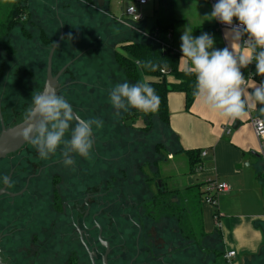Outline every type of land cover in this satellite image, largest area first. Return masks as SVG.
<instances>
[{
	"label": "rangeland",
	"instance_id": "rangeland-1",
	"mask_svg": "<svg viewBox=\"0 0 264 264\" xmlns=\"http://www.w3.org/2000/svg\"><path fill=\"white\" fill-rule=\"evenodd\" d=\"M202 1L177 0L174 13L176 15L177 10L184 11V14L194 11L189 6ZM147 2L146 6L139 7L144 18L143 23H133L125 21V17L121 21L119 18L135 2L105 0L103 9H99L97 5H86L82 0H28L24 20L7 33L11 52L0 47V94H4L3 107L9 117L6 122L9 126L10 115L22 111L32 102V95L40 91L49 52L60 40L53 56V75L71 63L66 75L58 81V85H64L63 96L80 118L103 121L102 127L93 126V140L97 148L101 149V155L112 160L121 157L114 162L102 160L100 170L114 172L122 192L127 189L137 203L141 196L150 198L157 194L159 180L167 190L173 192L171 197L176 202L177 215H171L167 210L162 212L163 202H160L154 215L164 225H176V219H187L193 210L186 201L191 199L193 204H197L199 200L196 189L188 192L175 190L177 186L181 187L186 183L188 176L184 158H176L174 162L165 164L160 161L157 169H161V173L156 175L152 163L156 159L165 161V158L171 157L173 151L166 127L157 117L152 118L148 125L143 116L134 124L136 129L124 128L123 117L130 118L136 109H129L125 116L123 110L120 115H116L109 99V93L115 85L125 81L132 84L118 68L114 51H120L121 44L129 40L144 44L151 42V37H139V33L141 28L149 33L155 23L156 14L161 10V4L160 0ZM12 5V0H0V29L6 22L5 18ZM201 30L202 28L195 29L196 32ZM135 32H138L137 37H132ZM49 38L51 44H48ZM71 55V59L66 58ZM78 59L76 64L75 60ZM72 74H75V83H71ZM127 123L130 124V121ZM141 124L143 128L139 129ZM70 131L66 134V139L70 137ZM73 154L75 157L84 158ZM86 159L91 164L92 159ZM75 162L78 165L77 160ZM165 166L170 170L163 173ZM120 170L125 172L124 177L118 175ZM43 197L46 198L45 195ZM194 229L197 240L191 253L195 255L198 264L205 256L202 251L207 249L210 253V250L203 244L201 229L197 226ZM180 244H183L181 239Z\"/></svg>",
	"mask_w": 264,
	"mask_h": 264
},
{
	"label": "flooded vegetation",
	"instance_id": "flooded-vegetation-1",
	"mask_svg": "<svg viewBox=\"0 0 264 264\" xmlns=\"http://www.w3.org/2000/svg\"><path fill=\"white\" fill-rule=\"evenodd\" d=\"M71 80L75 83V74ZM1 93L0 133L3 125L20 123L32 104L11 114L7 126ZM123 118L124 128L135 129ZM95 144L88 156L91 164L72 154L78 165L66 166L62 146L41 159L30 143L0 160L2 264H197L191 253L197 236L190 221L178 218L176 225H164L154 215L165 186L158 180L157 194L134 202L133 195L117 185L114 172L100 170L102 160L121 157H103ZM117 173L125 175L123 170ZM201 237L205 244L206 237ZM209 250L211 255L202 251L205 256L198 264H211Z\"/></svg>",
	"mask_w": 264,
	"mask_h": 264
},
{
	"label": "clouds",
	"instance_id": "clouds-1",
	"mask_svg": "<svg viewBox=\"0 0 264 264\" xmlns=\"http://www.w3.org/2000/svg\"><path fill=\"white\" fill-rule=\"evenodd\" d=\"M130 12L137 21L134 5ZM204 18L229 26L225 39L230 40V48L216 49L214 39L207 33L193 37L184 31L179 62L195 76L194 95L226 120L243 119L258 105L264 114V81L250 82L242 71L255 63L256 75L264 77V0H218ZM234 20L239 24L233 25ZM142 67L155 70L157 65L148 62ZM31 99L16 135L35 146L41 159L55 154L61 146L66 166L74 164L73 153L87 158L94 143L93 126L100 128L103 121L80 118L67 100L50 87ZM109 99L116 115L129 109L156 113L160 104L155 89L147 82L117 84ZM259 128L264 129V120L259 121ZM69 130L70 137L66 139Z\"/></svg>",
	"mask_w": 264,
	"mask_h": 264
},
{
	"label": "crops",
	"instance_id": "crops-1",
	"mask_svg": "<svg viewBox=\"0 0 264 264\" xmlns=\"http://www.w3.org/2000/svg\"><path fill=\"white\" fill-rule=\"evenodd\" d=\"M189 8H194V11L184 14V11L177 10L176 19L179 22L172 32V45L180 58L181 36L185 30L192 33L193 37L209 34L215 41L216 49L226 46L230 48V40L225 39L228 29L219 30L217 20L204 18L213 9L207 2H196ZM197 28L202 30L196 32ZM135 33L132 37H137L138 32ZM147 33L141 28L139 37ZM179 69L187 71L180 62ZM168 81L175 83L172 77H168ZM249 81L259 83L264 81V77ZM185 103L184 93L168 94L169 124L166 132L171 139L169 143L173 151L171 157L165 158L162 163L184 158L188 176L181 187L176 185L177 191L187 192L190 187L203 185L208 178L225 182L229 186L228 192L218 197L216 207L201 202L205 247L208 246L217 254H212L211 264H264V158L260 156L259 141L250 124L249 115L235 121L226 120L205 107L197 97L189 110L185 108ZM259 107L249 114L264 120ZM192 150L200 152L199 165H202V171L190 174L187 157L179 152ZM203 152L206 155L201 157ZM169 170L165 166L163 173ZM201 189L202 186L199 191ZM215 209L217 216L214 215ZM229 251H234L236 256L226 261L223 255Z\"/></svg>",
	"mask_w": 264,
	"mask_h": 264
},
{
	"label": "trees",
	"instance_id": "trees-1",
	"mask_svg": "<svg viewBox=\"0 0 264 264\" xmlns=\"http://www.w3.org/2000/svg\"><path fill=\"white\" fill-rule=\"evenodd\" d=\"M82 1L86 5H97L96 0ZM118 1L135 2L136 0ZM176 1L177 0H160L161 10L156 14L155 23L149 33H147L148 36L151 37V42L144 44L129 40L121 44L119 49L120 51H114L115 61L118 65V68L124 73L125 77L132 84H135L137 82L150 83L151 87L155 89L156 94L160 98L159 109L156 113L146 114L138 110L132 112V116L128 118L131 125H134L139 118H142L144 116L148 125L152 118L157 117V119L166 127L169 124L168 94L170 92H181L185 94V108L187 110L191 108L192 104L196 99V96L194 95L195 76L189 74L188 71H181L179 69L180 54L177 52H172L173 45H169V42L167 40V35L173 32L175 24L179 22V20L176 19L174 13V6ZM12 3V8L10 9L7 17L5 18L6 22L0 29V47L2 50H7V52H11V49L9 48V41L7 39V33L11 29H13L14 26L24 20L23 16H25L24 12L27 9L28 0H12ZM5 33L6 35H4ZM48 40V44H51V38H49ZM162 43L166 45L164 49L161 46ZM66 58L71 59L72 55L70 57L67 56ZM78 61H76L75 63L77 64ZM148 62L157 65L156 69L152 70L151 68L142 67V63L146 64ZM162 70H167V74H162ZM242 71L246 78H248L249 76H253V79H261V76L256 75L255 65H249L247 68L242 69ZM168 77L174 78L175 83H170L168 81ZM130 114L131 112L128 115ZM141 126L142 125L138 126L139 129L143 128V126ZM179 153H184L186 155L189 164L190 174L193 173L197 165L200 163V152L197 150H192L188 152L181 151ZM160 161L162 162V160L156 159L152 163V165L156 169V175H159L161 173L160 169H157V165ZM150 179L152 180L153 177ZM201 186L196 185L188 188V191H193V189L197 190V199L199 198V200L197 204H193V201L189 199L190 201H188V204L193 208L190 216H188L187 219H181L180 217L179 218L184 221L189 220L193 228L197 226L201 229V235L204 236L202 228L203 223L201 210L202 189L201 191H199V187ZM163 189L164 191H161L162 195L159 198V201L164 203L163 210H167L169 214L177 215L176 204L171 200L173 198L171 197L173 192H168L165 187ZM214 215H218L216 209L214 210ZM213 254L217 255L216 253Z\"/></svg>",
	"mask_w": 264,
	"mask_h": 264
},
{
	"label": "built area",
	"instance_id": "built-area-1",
	"mask_svg": "<svg viewBox=\"0 0 264 264\" xmlns=\"http://www.w3.org/2000/svg\"><path fill=\"white\" fill-rule=\"evenodd\" d=\"M204 1L207 2L212 8H213V5L218 2V0H204ZM147 3H148L147 0H136L135 1L134 7L136 10V15L139 16V19L137 21H135L134 16H132V13L130 12V6H132V5H129L125 9L124 14L121 18H119V21L125 20L124 19V17H125L126 18L125 21H131L133 23L143 22L144 18H143V15H142L139 7L147 5ZM237 24H239V22L237 20H234L233 25H237ZM217 28L219 30H223V29L229 30V26L224 25V24L220 23L219 21H217ZM167 40L169 42V45H172V40H173L172 33H169L167 35ZM161 46L163 49L166 47V45L164 43H162ZM172 52H176L174 48L172 49ZM251 65H255V63H253ZM167 72H168L167 70L161 71L162 74H167ZM246 79L249 81V80L253 79V76H249ZM261 120H263L261 117L252 116L251 114H249L250 124L252 125L253 130L255 132V135L259 141L260 156L262 158H264V129L259 128V121H261ZM205 155H206V153H204V152L201 153V157H204ZM201 171H202V165L198 164L196 169H195V172H201ZM263 175H264V172H263ZM228 190H229V186L225 182L219 181L217 179L208 178L203 183V186H202V196H201L202 202L206 205H210V206L214 207L217 205L218 197L221 194L228 192ZM215 218L217 220V217H215ZM235 256H236V253L234 251H229V252L224 254L223 258L226 261H229L232 258H234Z\"/></svg>",
	"mask_w": 264,
	"mask_h": 264
},
{
	"label": "water",
	"instance_id": "water-1",
	"mask_svg": "<svg viewBox=\"0 0 264 264\" xmlns=\"http://www.w3.org/2000/svg\"><path fill=\"white\" fill-rule=\"evenodd\" d=\"M96 1L98 8L102 9L105 5V0H96ZM59 43L60 40H58L55 43V45L52 47V49L49 52L48 62L46 64V68L39 92L50 87L55 89L56 93H58L59 87H62L58 85V79L59 77L66 75L67 72L64 71L67 70V68L70 66L71 63L64 66L56 75H53L52 61H53L54 52ZM62 88H61L62 90L61 89L60 90H61V95L63 96L65 88L64 87ZM11 119L12 118H10V125L12 124ZM21 123L22 121L11 127H5L4 125L2 126V131L0 133V160L6 158L7 156L17 153L20 149H22L25 145L28 144V142L23 141L18 135H16V132L19 130V126L21 125ZM0 264H2L1 259H0Z\"/></svg>",
	"mask_w": 264,
	"mask_h": 264
}]
</instances>
